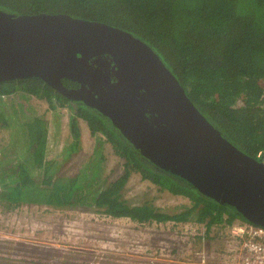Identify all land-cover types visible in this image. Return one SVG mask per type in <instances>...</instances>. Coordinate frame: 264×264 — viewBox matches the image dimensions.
Instances as JSON below:
<instances>
[{
    "label": "trees",
    "instance_id": "trees-1",
    "mask_svg": "<svg viewBox=\"0 0 264 264\" xmlns=\"http://www.w3.org/2000/svg\"><path fill=\"white\" fill-rule=\"evenodd\" d=\"M0 11L62 14L131 34L158 55L226 140L264 162V0H0ZM62 83L78 87L71 81ZM42 95L52 106L69 110L70 143L62 150L63 159L79 150V120L87 123L94 139L93 157L71 176H59L43 164L49 153L47 122L28 104ZM1 97H12L10 110L0 111V124L4 121L3 127L11 130L12 141L0 150V206H86L138 223L194 222L205 224L206 238L212 227L239 221L226 207L141 157L106 117L80 102H69L42 81L0 83ZM105 143L123 161L122 174L108 184L98 182ZM133 173L160 193L187 198L191 206L171 214L151 202L122 200Z\"/></svg>",
    "mask_w": 264,
    "mask_h": 264
},
{
    "label": "water",
    "instance_id": "water-1",
    "mask_svg": "<svg viewBox=\"0 0 264 264\" xmlns=\"http://www.w3.org/2000/svg\"><path fill=\"white\" fill-rule=\"evenodd\" d=\"M22 79L94 109L157 169L264 229V163L226 140L141 40L67 15L0 11V83Z\"/></svg>",
    "mask_w": 264,
    "mask_h": 264
},
{
    "label": "rangeland",
    "instance_id": "rangeland-1",
    "mask_svg": "<svg viewBox=\"0 0 264 264\" xmlns=\"http://www.w3.org/2000/svg\"><path fill=\"white\" fill-rule=\"evenodd\" d=\"M11 101L12 97H1L0 111L10 110ZM28 104L47 122L49 153L43 164L57 170L59 176L78 172L93 157L94 139L87 123L78 122V152L63 159L62 150L70 143L68 108L52 106L55 104L43 95L32 97ZM3 126L4 121L0 124V150L12 141L11 130ZM101 156L98 182L108 184L122 174L123 161L108 143ZM122 200L151 202L171 214L191 206L187 198L160 193L136 173L130 175ZM206 232V226L194 222L138 223L86 206H0V264H200L196 258L200 253H205L210 263L213 259L222 262L230 255L233 238L225 236L223 226L212 227L208 238Z\"/></svg>",
    "mask_w": 264,
    "mask_h": 264
},
{
    "label": "built area",
    "instance_id": "built-area-1",
    "mask_svg": "<svg viewBox=\"0 0 264 264\" xmlns=\"http://www.w3.org/2000/svg\"><path fill=\"white\" fill-rule=\"evenodd\" d=\"M224 231L226 237L233 238L230 255L223 257L222 262L216 263L213 259L210 263L208 256L200 253L196 257L200 264H264V229L236 221L226 225Z\"/></svg>",
    "mask_w": 264,
    "mask_h": 264
}]
</instances>
